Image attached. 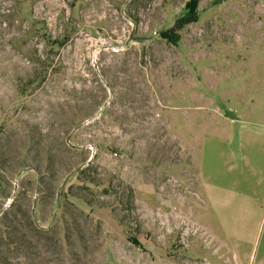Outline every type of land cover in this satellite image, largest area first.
<instances>
[{"label":"rangeland","instance_id":"obj_1","mask_svg":"<svg viewBox=\"0 0 264 264\" xmlns=\"http://www.w3.org/2000/svg\"><path fill=\"white\" fill-rule=\"evenodd\" d=\"M191 1L0 0V264H238L219 224L262 255L264 135L232 118L264 0L180 27Z\"/></svg>","mask_w":264,"mask_h":264},{"label":"crops","instance_id":"obj_2","mask_svg":"<svg viewBox=\"0 0 264 264\" xmlns=\"http://www.w3.org/2000/svg\"><path fill=\"white\" fill-rule=\"evenodd\" d=\"M251 65L252 64H249L247 72L239 70L237 74L233 76V83L235 85L233 102L238 111L237 117L232 118V122L237 125L238 129H236V132L239 134L240 138L245 139L250 144H255L258 142V135H264V129L260 132L257 127L260 123L264 124V65L258 73L250 69ZM253 67L255 66L253 65ZM240 72L243 73L240 74ZM244 98H247V100H243ZM251 98H255L256 101L254 103L253 101L251 102ZM246 101L248 107L245 111L242 105ZM255 209L258 210V208ZM257 210L240 209L238 214L242 216H257L260 215V210ZM221 223H223L222 220ZM257 225L258 222L257 224H253V233L257 231ZM219 226L240 244L239 248L235 250L238 264H264V250L262 255L257 258L259 244L253 245L251 249L249 247V251H241L240 248L242 244L247 241L244 232L239 230L238 233H231L227 231L223 224H219ZM216 254L219 255V250L216 251ZM231 264L235 263L231 262Z\"/></svg>","mask_w":264,"mask_h":264},{"label":"trees","instance_id":"obj_3","mask_svg":"<svg viewBox=\"0 0 264 264\" xmlns=\"http://www.w3.org/2000/svg\"><path fill=\"white\" fill-rule=\"evenodd\" d=\"M195 0H192L187 4V7L185 8L186 11L184 13L183 18L179 21L180 27H183L185 24L189 23L190 21L196 19V12H195ZM192 17V18H191ZM166 37V36H164ZM171 39L173 40V34L171 35ZM134 244L139 245V240L135 237L129 238Z\"/></svg>","mask_w":264,"mask_h":264}]
</instances>
